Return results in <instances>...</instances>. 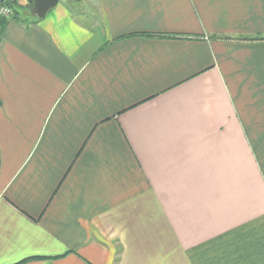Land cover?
<instances>
[{"label": "crops", "instance_id": "obj_1", "mask_svg": "<svg viewBox=\"0 0 264 264\" xmlns=\"http://www.w3.org/2000/svg\"><path fill=\"white\" fill-rule=\"evenodd\" d=\"M72 3L0 36V264H264V0Z\"/></svg>", "mask_w": 264, "mask_h": 264}, {"label": "trees", "instance_id": "obj_2", "mask_svg": "<svg viewBox=\"0 0 264 264\" xmlns=\"http://www.w3.org/2000/svg\"><path fill=\"white\" fill-rule=\"evenodd\" d=\"M0 5H3L11 10V16L9 19H5V18L0 19V36L8 20L27 22V21H34V19H36L30 13L32 0H28V2L24 6L18 5L15 0H4L2 3H0ZM31 259L34 258H28L15 264H24L25 262H28Z\"/></svg>", "mask_w": 264, "mask_h": 264}, {"label": "water", "instance_id": "obj_3", "mask_svg": "<svg viewBox=\"0 0 264 264\" xmlns=\"http://www.w3.org/2000/svg\"><path fill=\"white\" fill-rule=\"evenodd\" d=\"M4 0H0L2 3ZM80 2L81 0H70ZM59 3V0H32L31 15L36 19H43L46 14Z\"/></svg>", "mask_w": 264, "mask_h": 264}, {"label": "built area", "instance_id": "obj_4", "mask_svg": "<svg viewBox=\"0 0 264 264\" xmlns=\"http://www.w3.org/2000/svg\"><path fill=\"white\" fill-rule=\"evenodd\" d=\"M10 16H11V10L3 5H0V19L2 18L9 19Z\"/></svg>", "mask_w": 264, "mask_h": 264}, {"label": "rangeland", "instance_id": "obj_5", "mask_svg": "<svg viewBox=\"0 0 264 264\" xmlns=\"http://www.w3.org/2000/svg\"><path fill=\"white\" fill-rule=\"evenodd\" d=\"M62 1H67V0H59V2H62ZM72 4H80L79 2H76V3H72ZM29 18V17H28ZM35 21L39 20V19H34Z\"/></svg>", "mask_w": 264, "mask_h": 264}]
</instances>
